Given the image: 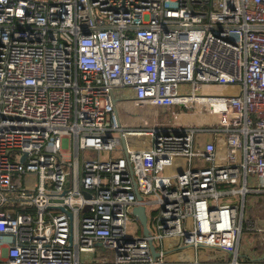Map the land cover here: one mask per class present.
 Returning a JSON list of instances; mask_svg holds the SVG:
<instances>
[{"label": "built area", "instance_id": "2783aa9c", "mask_svg": "<svg viewBox=\"0 0 264 264\" xmlns=\"http://www.w3.org/2000/svg\"><path fill=\"white\" fill-rule=\"evenodd\" d=\"M262 196L264 0H0V264H264Z\"/></svg>", "mask_w": 264, "mask_h": 264}, {"label": "rangeland", "instance_id": "374dc122", "mask_svg": "<svg viewBox=\"0 0 264 264\" xmlns=\"http://www.w3.org/2000/svg\"><path fill=\"white\" fill-rule=\"evenodd\" d=\"M203 111L205 113H207L209 111L208 106H205L203 108ZM210 135H212V137L214 138L216 134H210ZM210 139H211V137H210ZM164 174L165 175H171L172 171L165 170ZM237 187H238V185H237ZM250 199L253 200L252 201L253 206L250 209H246L244 221H246V220L247 221H253L257 227H261L262 226L261 220H264V203H262V202H264V196H262V197H249L248 200H250ZM260 205H262V206L260 207ZM138 228H140L139 224L137 222H135L134 220L131 221V224H129L127 227V235L128 236L134 235L136 230H138ZM137 234L140 235L141 232L139 231ZM254 237H257L255 235V233L246 232L245 227H244L242 237H241V243H240V250L242 252L247 253L246 248H247L250 240ZM97 250L98 251H96V255L101 254V256H104L105 259H107L108 261L112 260V253L110 251H107V250H104L101 248L97 249ZM175 255L177 257L180 256L181 259H187L189 261L194 260V250L193 249L191 250V248H184V249L177 250ZM197 255L201 261H204V260H207L206 258H208V256L216 257L217 253H216V251L211 250V249H199Z\"/></svg>", "mask_w": 264, "mask_h": 264}, {"label": "crops", "instance_id": "0c3cea01", "mask_svg": "<svg viewBox=\"0 0 264 264\" xmlns=\"http://www.w3.org/2000/svg\"><path fill=\"white\" fill-rule=\"evenodd\" d=\"M211 139H210V137ZM209 143L213 144L216 143V138L212 137V135L209 134H202L199 135L196 141V146L198 148H203L206 145H209ZM225 161L223 155H219V163H223ZM262 205H260L261 207ZM247 208H251L248 207V205L246 204L245 209ZM257 237L252 238L251 240H254V242L252 244H248L246 251L247 254H250L253 257H264V234L260 235V234H255Z\"/></svg>", "mask_w": 264, "mask_h": 264}, {"label": "water", "instance_id": "95a60500", "mask_svg": "<svg viewBox=\"0 0 264 264\" xmlns=\"http://www.w3.org/2000/svg\"><path fill=\"white\" fill-rule=\"evenodd\" d=\"M137 197V200H140V197L138 195H136ZM132 215L133 217H135L139 223V225L142 227V233H144L143 235L144 236H148V230L146 228V215L144 213V209L143 207H135L133 210H132ZM150 249L152 251V255L154 257L157 256V254L155 253L153 247H152V244L150 243Z\"/></svg>", "mask_w": 264, "mask_h": 264}]
</instances>
